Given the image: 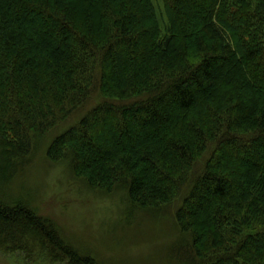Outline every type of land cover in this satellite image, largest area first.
Masks as SVG:
<instances>
[{
    "label": "trees",
    "instance_id": "1",
    "mask_svg": "<svg viewBox=\"0 0 264 264\" xmlns=\"http://www.w3.org/2000/svg\"><path fill=\"white\" fill-rule=\"evenodd\" d=\"M161 2L0 0V182L50 136L120 222L172 219L164 264H264V0ZM0 250L112 264L24 192L0 195Z\"/></svg>",
    "mask_w": 264,
    "mask_h": 264
},
{
    "label": "rangeland",
    "instance_id": "2",
    "mask_svg": "<svg viewBox=\"0 0 264 264\" xmlns=\"http://www.w3.org/2000/svg\"><path fill=\"white\" fill-rule=\"evenodd\" d=\"M155 3L162 9L161 0ZM50 139L41 141L25 170L0 182V195L29 194L39 212L54 219L70 240L106 263L164 264L163 250L178 232L172 219L140 212L131 225L120 222L123 195L91 190L71 174L67 162H51L46 156ZM0 264L65 263H54L42 254L0 250Z\"/></svg>",
    "mask_w": 264,
    "mask_h": 264
}]
</instances>
